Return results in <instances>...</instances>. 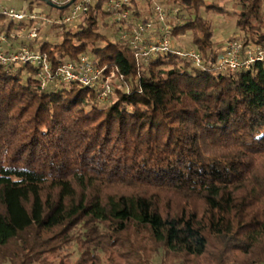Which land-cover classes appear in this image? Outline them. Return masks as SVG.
Returning <instances> with one entry per match:
<instances>
[{"label":"trees","instance_id":"trees-1","mask_svg":"<svg viewBox=\"0 0 264 264\" xmlns=\"http://www.w3.org/2000/svg\"><path fill=\"white\" fill-rule=\"evenodd\" d=\"M105 1L42 49L53 64L92 49L122 76L110 102L0 65V264H264V59L220 68L200 12L235 2L243 45L264 51V0H168L201 65L138 61L99 31Z\"/></svg>","mask_w":264,"mask_h":264},{"label":"built area","instance_id":"built-area-1","mask_svg":"<svg viewBox=\"0 0 264 264\" xmlns=\"http://www.w3.org/2000/svg\"><path fill=\"white\" fill-rule=\"evenodd\" d=\"M49 6L71 12L56 18L45 15L43 9L31 3L28 9L0 5V65L18 69L37 68L36 76L42 86L48 84L78 83L96 88L98 99L106 102L115 93L113 83L107 84V66L99 65L83 52L76 60H64L53 64L49 53L42 49V34L46 27L79 24L99 0H41ZM70 3L67 7H63ZM102 9L116 18L118 37L127 42L138 61L148 62L159 55L173 53L191 60L196 65L203 62L202 54L194 48L176 44L171 37V28L183 21L178 4L168 0H106ZM138 9L142 15H138ZM29 29L25 35L24 31ZM24 38L26 40H24ZM21 39V41H20ZM39 43L40 48L36 47ZM264 59V51L257 45L245 47L237 39L228 40L222 49L218 65L222 69L238 71L249 68L255 61ZM122 78V76H119Z\"/></svg>","mask_w":264,"mask_h":264},{"label":"rangeland","instance_id":"rangeland-1","mask_svg":"<svg viewBox=\"0 0 264 264\" xmlns=\"http://www.w3.org/2000/svg\"><path fill=\"white\" fill-rule=\"evenodd\" d=\"M31 3L33 4H37L39 5V7H41L45 13V15H49L48 17H52V18H56L65 14H68L71 12V8H65L63 11H61L60 9L57 8H53L51 6H49L46 2H41V0H0V5H6V6H11V7H15L17 9H28L29 5H31ZM226 7L229 13H225V12H216L212 11V10H206L205 8L201 9V14L203 16V18L209 19L211 20L213 27L215 28V39L218 42V46L217 48L219 50H222L224 47V44L230 40V39H237L238 41H241V32L239 31V29L237 28V14H235V10H239L240 6L236 5L235 2L233 1H229L226 3ZM2 23H6L7 20H0ZM116 18L114 16H107L100 18V27H99V31L108 35V37L110 39H115L117 37V35L115 34V31L118 30L119 28V24L115 22ZM106 25H103V24ZM76 26L77 24H67L63 27H52V26H48L45 28L43 34H42V39L44 41H48L51 44H56V43H61L64 41L65 39V34L64 31L65 30H71L72 32H75L76 30ZM29 32V29H26L24 31L25 35ZM192 36L193 33L192 31H187L185 34H180L179 36H171L173 38V41L176 42V44L182 46V47H186V48H194V45H192ZM24 40H26L24 38ZM21 41V39H20ZM36 47L40 48L39 43L36 44ZM86 52L89 54V56L91 57L92 60H94V62H96L97 58L96 55L93 53L92 49L86 50ZM103 66H107V65H103ZM107 71L109 73L105 74V82L107 84H111L113 83V85L115 86L117 83H120L121 77L118 76V74L116 73L115 69H109L107 66ZM28 76V74H24V77L26 78ZM114 97L111 96L110 99L106 102H110V100H112ZM248 258V257H247ZM247 258L244 259V261L247 260ZM174 264H181L182 259L181 258H177L174 260ZM160 255L159 256H155L154 257V264H160ZM233 264H239V263H235L233 262Z\"/></svg>","mask_w":264,"mask_h":264},{"label":"water","instance_id":"water-1","mask_svg":"<svg viewBox=\"0 0 264 264\" xmlns=\"http://www.w3.org/2000/svg\"><path fill=\"white\" fill-rule=\"evenodd\" d=\"M48 4H50L51 6H55L54 4H51L48 2ZM70 3H68L67 5L63 6V7H67Z\"/></svg>","mask_w":264,"mask_h":264}]
</instances>
